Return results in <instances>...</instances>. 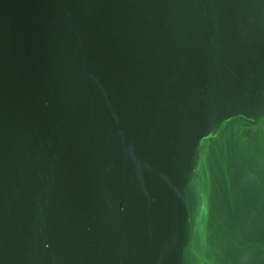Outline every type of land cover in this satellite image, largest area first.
<instances>
[{
  "label": "water",
  "instance_id": "water-1",
  "mask_svg": "<svg viewBox=\"0 0 264 264\" xmlns=\"http://www.w3.org/2000/svg\"><path fill=\"white\" fill-rule=\"evenodd\" d=\"M0 264H264V0H0Z\"/></svg>",
  "mask_w": 264,
  "mask_h": 264
}]
</instances>
